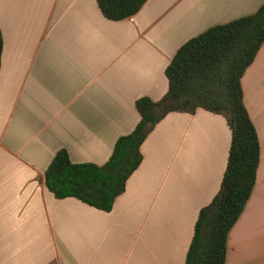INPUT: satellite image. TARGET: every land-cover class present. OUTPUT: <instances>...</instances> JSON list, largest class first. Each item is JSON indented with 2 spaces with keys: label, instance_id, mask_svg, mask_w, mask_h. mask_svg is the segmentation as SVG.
Returning a JSON list of instances; mask_svg holds the SVG:
<instances>
[{
  "label": "crops",
  "instance_id": "1",
  "mask_svg": "<svg viewBox=\"0 0 264 264\" xmlns=\"http://www.w3.org/2000/svg\"><path fill=\"white\" fill-rule=\"evenodd\" d=\"M264 0H148L122 21L98 0H0V264H186L199 214L217 196L232 142L227 119L172 113L110 213L58 200L45 176L66 150L103 166L162 100L178 51L207 30L253 15ZM257 129V184L229 235L225 264H264V46L246 71Z\"/></svg>",
  "mask_w": 264,
  "mask_h": 264
},
{
  "label": "trees",
  "instance_id": "2",
  "mask_svg": "<svg viewBox=\"0 0 264 264\" xmlns=\"http://www.w3.org/2000/svg\"><path fill=\"white\" fill-rule=\"evenodd\" d=\"M148 0H98L103 15L122 21L137 15ZM264 46V5L257 13L213 27L186 43L166 70L169 90L160 101H137L141 120L116 143L103 166L74 164L60 151L46 171L47 189L58 199H76L110 213L143 162L142 146L168 115L199 110L222 115L232 142L221 189L199 214L186 264H225L229 235L257 184L261 145L244 102L242 79ZM4 38L0 30V72Z\"/></svg>",
  "mask_w": 264,
  "mask_h": 264
}]
</instances>
